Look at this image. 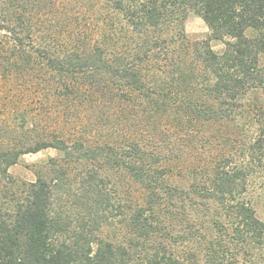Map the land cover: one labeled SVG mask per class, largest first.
Here are the masks:
<instances>
[{
	"label": "trees",
	"instance_id": "trees-1",
	"mask_svg": "<svg viewBox=\"0 0 264 264\" xmlns=\"http://www.w3.org/2000/svg\"><path fill=\"white\" fill-rule=\"evenodd\" d=\"M7 2L0 264H264L254 197L264 181V0H96L107 18L94 41L70 22L64 38L52 34L63 28L56 0ZM190 13L209 30L193 45L183 31ZM27 77L52 86L65 120L68 105L84 110L76 136L101 137L121 121L128 138L86 145L47 124L39 132L11 90ZM48 148L60 158L34 181L8 174ZM110 174L141 194L127 200Z\"/></svg>",
	"mask_w": 264,
	"mask_h": 264
},
{
	"label": "rangeland",
	"instance_id": "rangeland-1",
	"mask_svg": "<svg viewBox=\"0 0 264 264\" xmlns=\"http://www.w3.org/2000/svg\"><path fill=\"white\" fill-rule=\"evenodd\" d=\"M57 2L58 5L56 7H53V11L54 14L57 15V18L60 19L59 27L63 26V28H58L57 25L56 27L53 26V28H51L52 34H54L53 31L60 29L61 32H63L60 38H64L68 30L67 27L69 22L72 26L71 29H79L85 31V34H87V36L90 37V40L92 41L103 34L100 27H102V24H105L102 21L104 20L103 18H105V13L102 12V10L98 6H95L96 0H56V3ZM5 4H8L7 0H0V7L4 6ZM49 14L50 12L48 13V16L45 15L48 18L47 20H53V17ZM183 31L185 34L186 42L191 45H193L194 43L205 41L209 37L208 28L201 20V18L194 13H190L187 15L183 24ZM210 45L215 51H219V49L221 48L220 43L217 41H211ZM24 80L26 82H24L22 88L19 91L11 89L12 92H18L21 97L22 94H24L22 97L24 102L21 99L20 101L15 100V105L17 104V106L20 107L18 109H26V111L29 112V116H31V119L39 123V127L41 126L39 132H41V129H43L47 124L46 131L49 134L52 135L53 132L57 133L60 138H68V135H71L72 137H75V139H81L86 145H96L97 143L95 141H97L98 139H100V141H113L116 139L122 140L123 137L128 138L125 130L120 131L122 125L124 127V124L121 121L112 126L109 125L101 130V137L96 136L94 138H91L87 135L76 136L77 133L75 131V128L77 127V124H79L80 122L84 124L86 121L81 119V116L85 115L84 110L80 108L79 110H77L78 104L75 105L72 110H69L72 106L69 107L68 105V118L67 120H65L63 115H59V113H57L61 109L62 105L55 97H52V86H50V91L46 93V86L45 82L42 81V77H27ZM0 96L4 97V93L2 95L0 94ZM31 99L33 100L31 101ZM5 100L1 98L0 107L5 106ZM31 113H34V115ZM79 115L80 117H78ZM44 118H46V120ZM111 118L113 122L114 120H117L114 117ZM114 129H116L121 134L120 137H118L117 134H111ZM225 130L226 127L222 129V133H224ZM209 131L210 129L207 131V133ZM58 157L60 158L59 152L50 148L41 150L36 154L24 155L18 160L16 165L8 169V174L14 180L32 182L36 178V172L44 174V171H47L46 165L48 164L49 159ZM162 165H164V162L162 163ZM171 165H174V163L170 164L169 166ZM110 175V186H113L116 192L121 191V193L127 198V200H129L132 196L136 197L141 194L137 189V184L131 179L122 178L119 176L115 177L116 175L114 174ZM178 179V175L173 176V181H178ZM262 182L264 181L258 180L255 184L254 197L257 214L260 218L264 219V185H260ZM124 190L128 193L123 192Z\"/></svg>",
	"mask_w": 264,
	"mask_h": 264
}]
</instances>
